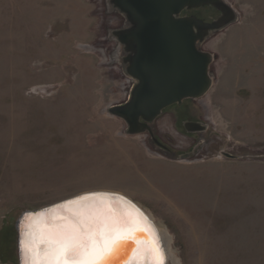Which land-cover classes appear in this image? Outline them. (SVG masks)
Returning a JSON list of instances; mask_svg holds the SVG:
<instances>
[{
  "label": "rangeland",
  "instance_id": "obj_1",
  "mask_svg": "<svg viewBox=\"0 0 264 264\" xmlns=\"http://www.w3.org/2000/svg\"><path fill=\"white\" fill-rule=\"evenodd\" d=\"M224 1L236 21L201 45L212 86L184 101L206 130L176 105L154 123L174 157L107 112L133 85L107 0H0V264H19L23 213L93 191L149 214L168 264H264V0Z\"/></svg>",
  "mask_w": 264,
  "mask_h": 264
},
{
  "label": "water",
  "instance_id": "obj_2",
  "mask_svg": "<svg viewBox=\"0 0 264 264\" xmlns=\"http://www.w3.org/2000/svg\"><path fill=\"white\" fill-rule=\"evenodd\" d=\"M106 3L111 12L125 20L123 28L112 31L111 36L120 47L123 73L133 82L127 101L108 108L107 112L125 123L126 135L151 134V126L165 109L180 106L186 100L200 99L210 90L212 56L203 51L201 45L211 32L224 30L233 24L237 14L224 0H107ZM205 7L216 9L220 13L219 18L206 22L195 15L185 14ZM221 155L228 159L236 158L225 152ZM90 193L109 192L82 193L23 213L16 224L19 264H24L26 259L21 243L31 222L25 219L26 214L45 213L35 219L37 223L47 221L55 215L67 214L66 209L56 206ZM114 195L128 202L114 199L112 203L116 209L133 214L138 212L155 231L153 222L135 202L123 195ZM155 233L167 264L165 247L159 234ZM149 237V232L140 234L141 240ZM134 250H130L127 258L120 260L119 264H135Z\"/></svg>",
  "mask_w": 264,
  "mask_h": 264
},
{
  "label": "snow or ice",
  "instance_id": "obj_3",
  "mask_svg": "<svg viewBox=\"0 0 264 264\" xmlns=\"http://www.w3.org/2000/svg\"><path fill=\"white\" fill-rule=\"evenodd\" d=\"M114 199L124 200L111 193H90L65 201L56 207L67 214L53 216L51 223H37L35 218L45 213L26 214L31 222L21 242L24 264H119L133 248L135 264H165L159 238L146 218L119 211ZM144 232L150 233L147 240L140 238Z\"/></svg>",
  "mask_w": 264,
  "mask_h": 264
},
{
  "label": "flooded vegetation",
  "instance_id": "obj_4",
  "mask_svg": "<svg viewBox=\"0 0 264 264\" xmlns=\"http://www.w3.org/2000/svg\"><path fill=\"white\" fill-rule=\"evenodd\" d=\"M198 10H205V11H208L209 13H211V15H208V19L206 18H201V17H198L206 22H211V20H216L219 18L220 16V13L216 10V9H213V8H209V7H205V8H201V9H198ZM196 10H193V11H190L188 13H185L187 15H194L192 12H194ZM123 104V103H122ZM120 105V104H119ZM177 107H179V112L182 113V117H184L183 120H181V127L186 131V130H191L190 132H197V135H201L202 136V133L206 130V127H205V124H202L203 122H201L199 120V118L195 117L194 116V112H193V108L191 106V102H188L187 104H185L184 102L178 106L176 105ZM182 107V108H181ZM155 123V122H154ZM151 126V134L150 133H147V144L150 146V148L152 149H155L161 153H164V154H169V155H172L175 157V151H173L171 149V147L168 146L167 143H165V141L158 135L157 133V129H156V126L154 125ZM183 123L186 124L187 127H184L183 126ZM188 123H192V124H188ZM190 126H188V125ZM199 124V125H197ZM201 138V137H199ZM184 154H187V153H183ZM178 154H176L177 156ZM180 155V154H179Z\"/></svg>",
  "mask_w": 264,
  "mask_h": 264
},
{
  "label": "bare ground",
  "instance_id": "obj_5",
  "mask_svg": "<svg viewBox=\"0 0 264 264\" xmlns=\"http://www.w3.org/2000/svg\"><path fill=\"white\" fill-rule=\"evenodd\" d=\"M93 192H98V191H93ZM99 192H108V191H99ZM86 193H89V192H86ZM109 193H114V194H120V193H115V192H109ZM82 194V193H81ZM79 195V194H78ZM120 195H122V194H120ZM124 196V195H123ZM126 197V196H125ZM129 199V198H128ZM138 205V204H137ZM139 206V205H138ZM116 208V207H115ZM117 208H119V207H117ZM139 208H141L140 206H139ZM142 209V208H141ZM119 211H124L123 209H118ZM143 210V209H142ZM144 211V210H143ZM145 212V211H144ZM145 214L150 218V220L153 222V224H154V226H155V231L159 234V237L161 238V240H162V243H163V245H164V247H165V257H166V260H167V264H168V260H169V255H168V251H167V245H168V237H166V235H165V233L162 231V230H160L156 225H155V223H154V221L152 220V218H151V216L149 215V214H147L146 212H145ZM43 221H46V220H43ZM43 221H41V222H43ZM47 221L49 222V223H51L52 222V218H48L47 219ZM40 223V222H39ZM25 239V236L23 237V240ZM41 248H42V250L43 249H46L47 248V245H41ZM134 260H136V258L134 259ZM25 262V261H24Z\"/></svg>",
  "mask_w": 264,
  "mask_h": 264
}]
</instances>
